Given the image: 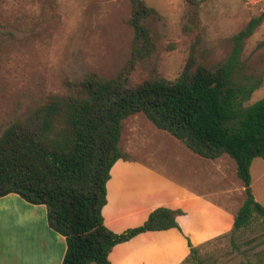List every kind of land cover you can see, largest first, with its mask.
Segmentation results:
<instances>
[{"label": "trees", "instance_id": "obj_1", "mask_svg": "<svg viewBox=\"0 0 264 264\" xmlns=\"http://www.w3.org/2000/svg\"><path fill=\"white\" fill-rule=\"evenodd\" d=\"M191 20L183 27L193 35L179 76L157 75L158 11L143 0H129L124 20L132 30L129 57L111 77L88 73L65 79L62 89L16 118L0 135V198L14 194L46 208L48 227L65 240L61 264H110L118 244L153 231L181 228L180 210L157 208L140 226L113 233L103 223L106 183L112 166L131 158L120 148L122 121L142 113L192 154L207 160L223 155L235 163L245 199L234 215L227 238L239 264H264V206L251 190L250 168L264 160V98L244 106L256 87L237 85L245 42L261 25L252 18L231 37V50L212 63L200 50L199 0H184ZM144 70L147 76L139 73ZM213 240V239H212ZM187 238L189 255L181 264H205ZM244 248V249H242Z\"/></svg>", "mask_w": 264, "mask_h": 264}, {"label": "rangeland", "instance_id": "obj_2", "mask_svg": "<svg viewBox=\"0 0 264 264\" xmlns=\"http://www.w3.org/2000/svg\"><path fill=\"white\" fill-rule=\"evenodd\" d=\"M143 1L161 16L154 24L159 35L157 75L173 81L181 73L193 41V35L183 31L191 20V9L184 0ZM199 2L200 50L212 63L223 61L231 50V37L252 18L263 15L261 25L244 44L234 78L237 85L256 87L244 106L263 99L264 0ZM129 14V0H0V135L16 118L42 104L47 95L61 90L65 79L88 73L107 78L121 70L132 40V30L124 22ZM139 74L147 76L148 72ZM121 125L119 145L130 158L193 187H208L201 191L234 211L241 206L243 186L229 156L221 160L222 177L216 167L218 160L195 156L181 142L156 129L144 114L131 115ZM250 175L252 194L264 206V160H253ZM195 178L204 186L196 185ZM0 199L22 200L16 195ZM13 228L0 232L5 239L8 235L11 249L25 245L26 251H38L29 245L27 232L21 234ZM263 248L261 245L255 251ZM199 254L205 264L240 262L227 238L210 240Z\"/></svg>", "mask_w": 264, "mask_h": 264}, {"label": "crops", "instance_id": "obj_3", "mask_svg": "<svg viewBox=\"0 0 264 264\" xmlns=\"http://www.w3.org/2000/svg\"><path fill=\"white\" fill-rule=\"evenodd\" d=\"M223 156L215 159L222 177L225 175L220 167ZM180 158L185 160V154L181 153ZM195 183L204 186L198 178ZM201 188L208 189L193 187L132 157L118 160L109 172L106 204L102 210L108 230L121 233L138 227L157 208L180 210L183 214L177 217L181 232L169 229L139 234L111 250L110 264H181L189 255L187 238L193 246H199L227 234L233 227L236 211L212 200ZM13 226L21 234L27 232L29 245L38 251H26L25 245L23 249H11L8 235L6 239L0 237V264L62 263L65 240L48 227L44 206L0 199V232Z\"/></svg>", "mask_w": 264, "mask_h": 264}]
</instances>
